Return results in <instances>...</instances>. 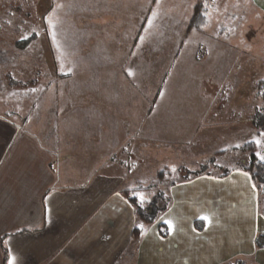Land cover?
Returning <instances> with one entry per match:
<instances>
[{
	"label": "crops",
	"instance_id": "1",
	"mask_svg": "<svg viewBox=\"0 0 264 264\" xmlns=\"http://www.w3.org/2000/svg\"><path fill=\"white\" fill-rule=\"evenodd\" d=\"M157 1L148 0L154 8ZM247 1L264 18V0ZM184 3L191 6L189 0H181L172 8L179 9ZM105 4L109 10L127 5L115 0H105ZM108 13L112 15L103 18V28L98 13L74 18L73 27L84 26L83 33L89 35L86 40L92 39L95 30L107 40L91 49L94 64L81 59L73 63L72 76L81 72L83 79L73 77L61 83V88L67 85L69 90L64 87L60 96L56 95L59 81L52 83V95L26 113L24 127L0 116V264H118L134 242V212L122 192L136 183L129 180L132 159L124 149L139 138L134 126L145 114L143 80L134 78L135 71L129 73V56L145 24L142 18L130 28L127 19L123 24L119 15ZM70 31L43 35L52 70L51 58L63 46L61 41H75ZM217 52L223 53L221 49ZM204 86L197 84L196 93L185 99L190 102V113H183L186 103L181 99L174 103L177 96H156L157 90L153 94L156 105L163 107V112L154 108L155 120L172 123L170 133L162 135L182 142L185 149L199 141L200 131L193 127L204 116V104H223L225 99L207 95ZM131 104L135 106L132 110ZM171 104H178L176 114L166 108ZM235 104L228 106L226 117L242 113ZM217 107H207L210 118L215 114L210 111ZM197 108L200 112L193 119ZM233 130L232 135L241 133L240 127ZM140 166L137 163L136 168ZM168 194L170 205L157 222L167 227V237L159 235L157 224L148 227L134 243L135 264H224L239 258L264 264V248L255 247L256 237L264 235V213L247 173L231 170L225 176H197L176 182Z\"/></svg>",
	"mask_w": 264,
	"mask_h": 264
},
{
	"label": "rangeland",
	"instance_id": "2",
	"mask_svg": "<svg viewBox=\"0 0 264 264\" xmlns=\"http://www.w3.org/2000/svg\"><path fill=\"white\" fill-rule=\"evenodd\" d=\"M115 1L126 2L127 5L109 10L104 5L105 0H0V116L9 117L16 121L18 127H24L26 113L29 114L35 106H42L41 102L46 103V99H49L47 95H52V83L59 81L56 95L60 96L64 87L69 90L67 85L61 88V83H67L73 77L83 79L84 73L81 72L72 76L73 63L81 59L84 64H94L91 49H95V44L98 47L105 45L107 40L98 30L91 31L94 34H90L92 39L88 37L86 40L88 33H83L84 26L73 27L74 18L98 13L103 28L106 26L103 18L112 15L110 12L119 15L123 24L127 19L130 28L136 25H133L134 21L142 18L145 24L141 27L138 40H135V52L129 56L130 75L135 71L133 75L137 78H134L143 80L140 88L144 92L145 114L137 124L134 122L139 138L124 149L132 159V163L129 161V180L136 183L133 189L128 190L153 193L162 188L168 190L170 183L175 185L186 176L195 178L206 174H225L231 170L242 171L241 166L249 154L229 150L249 141L254 143V153L258 157L264 156V133L252 135L254 130L249 118L259 110L264 111V97L258 87L259 82H264V18L254 11L249 2L189 0L191 6L184 3L176 9L172 5L181 0H159L155 8L149 5L148 0ZM199 1L203 2L205 21L196 28L190 24L194 7ZM69 28L75 41H61L63 46L51 58L55 63V70H52L44 37L50 35L51 31L55 35L63 34ZM219 49L223 53L217 54ZM140 67L142 70L138 74L136 70L138 72ZM201 83L205 85L207 95L224 96L225 99L221 102L223 104H204V116L193 127L195 132L200 131L199 141L185 149L182 142L162 135L164 132L170 133L172 123L155 120L154 108L163 112V107L156 105L153 94L157 90L156 96L165 93L177 96L174 103H181L182 100L186 103L183 113H190V102L185 99L193 96L198 90L196 85ZM140 88L134 89L138 91ZM235 99H239V103H233ZM232 103L242 113L235 112L234 116L232 112L233 117H226V110L228 106H233ZM177 105H166V108H169V113L176 114L179 111ZM216 105L219 109L217 107L210 111L215 112L210 114L214 117L212 119L208 116L207 107ZM129 107L131 110L135 108L132 104ZM199 109L192 112L193 119L200 112ZM205 125L207 127L203 128ZM227 125L231 128L226 129ZM233 125L235 130L241 128L239 135L236 132L232 135ZM153 130H159L156 132L161 135L156 136ZM238 141L240 144H237ZM223 151L227 152L223 154ZM135 155L136 162L141 165L138 168L137 163H133ZM161 169L169 170L170 175L158 178L157 173ZM256 191L260 198L259 208L264 213V195ZM134 245V242L129 245L118 259V264H135L137 256ZM224 264L256 263L252 258H239L229 259Z\"/></svg>",
	"mask_w": 264,
	"mask_h": 264
},
{
	"label": "trees",
	"instance_id": "3",
	"mask_svg": "<svg viewBox=\"0 0 264 264\" xmlns=\"http://www.w3.org/2000/svg\"><path fill=\"white\" fill-rule=\"evenodd\" d=\"M202 3V1L197 2L191 19L190 25L196 28H199V26H201L205 21ZM258 87L261 89L262 97H264V82H259ZM249 118L253 130L256 131V133H264V111L259 110ZM235 149L242 153L247 152L249 154L248 158L241 166V170L249 175L254 186L258 190L259 195H264V159H261V157L264 156L258 157L254 153V143L251 141L244 143L239 148L233 147L229 150V152H234ZM226 152L227 151H223L222 153L225 154ZM225 174H222V176H225ZM166 175H170V171L166 169H161L157 173L158 178H164ZM192 177L193 176H186L184 180H189ZM171 184L172 183H170V187ZM122 194L133 208L135 223L131 231V238L135 243L140 240L144 231L148 227L157 224L160 216L167 211L170 205V196L168 194V190L163 188L155 190L153 193L146 191H144V193H138L136 190H125ZM141 198L143 199L141 200ZM196 227H199V225L196 224ZM157 231L162 238L167 237L168 230L164 224H157ZM255 247L256 249L264 248V235H258L256 237Z\"/></svg>",
	"mask_w": 264,
	"mask_h": 264
},
{
	"label": "snow or ice",
	"instance_id": "4",
	"mask_svg": "<svg viewBox=\"0 0 264 264\" xmlns=\"http://www.w3.org/2000/svg\"><path fill=\"white\" fill-rule=\"evenodd\" d=\"M261 159H264V157H261ZM143 198H141V200H142ZM201 219H203V220H207V217H202ZM142 227V226H141ZM172 228V225H171V223H169V229H171ZM9 264H12V262L10 261L9 262Z\"/></svg>",
	"mask_w": 264,
	"mask_h": 264
}]
</instances>
